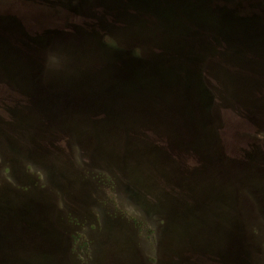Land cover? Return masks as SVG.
Returning a JSON list of instances; mask_svg holds the SVG:
<instances>
[{"label": "rangeland", "instance_id": "374dc122", "mask_svg": "<svg viewBox=\"0 0 264 264\" xmlns=\"http://www.w3.org/2000/svg\"><path fill=\"white\" fill-rule=\"evenodd\" d=\"M5 1L0 264H264V0ZM40 2L65 24L25 28ZM125 61L188 96L122 109Z\"/></svg>", "mask_w": 264, "mask_h": 264}, {"label": "water", "instance_id": "95a60500", "mask_svg": "<svg viewBox=\"0 0 264 264\" xmlns=\"http://www.w3.org/2000/svg\"><path fill=\"white\" fill-rule=\"evenodd\" d=\"M170 0H127L126 3L130 5L135 11L136 15L141 16L143 14L151 15H163L168 16L170 7ZM177 1V0H174ZM165 2V3H164ZM184 9L192 7L187 2H194V0H179ZM162 3L165 6L161 7ZM168 4V5H167ZM125 4L124 1L119 0V19L125 18ZM176 65L169 62L167 71H164L160 66L144 65L142 63L125 61L123 63V71L119 73V81H121V87L119 88L120 95L124 94L125 97L122 109H126L131 105H138L141 100L148 96H159L166 99L167 97L175 99L176 102L188 96L185 89L177 81V77L173 76L174 68ZM176 69L178 66L175 67ZM126 69V70H125ZM124 71L126 74H124ZM173 76V77H171ZM176 80V81H174ZM177 82V83H176ZM186 95V96H185ZM121 103V102H120ZM133 117L138 118L134 115Z\"/></svg>", "mask_w": 264, "mask_h": 264}, {"label": "flooded vegetation", "instance_id": "af4514ba", "mask_svg": "<svg viewBox=\"0 0 264 264\" xmlns=\"http://www.w3.org/2000/svg\"><path fill=\"white\" fill-rule=\"evenodd\" d=\"M87 2V0H86ZM89 2V0H88ZM46 5H52L54 7H58V4H54L51 2H45ZM68 5H72V2H68ZM4 5H9L6 3L5 0H0V9H2L4 7ZM11 6V5H10ZM33 9L29 10L28 13H25L24 16L22 15L21 21L23 23V25L25 26V28H28L30 30H34L35 32H42L44 30L45 26H59L62 25L63 23L65 24V22L68 20L65 16V14H57V11H52V10H47L44 11V9H42V3H36L35 6H32ZM57 8H55L56 10ZM52 11V12H51ZM51 12V13H50ZM108 16V15H105ZM6 19H9V17H6ZM0 22H2V24H0V32L4 33L5 37H8L9 34H12L14 32L13 29V25L11 23H6L7 20L5 19H0ZM55 29V28H54ZM40 36V35H37Z\"/></svg>", "mask_w": 264, "mask_h": 264}, {"label": "trees", "instance_id": "16d2710c", "mask_svg": "<svg viewBox=\"0 0 264 264\" xmlns=\"http://www.w3.org/2000/svg\"><path fill=\"white\" fill-rule=\"evenodd\" d=\"M128 4V3H127ZM135 51L136 52H139V50L138 49H135ZM157 107V106H156ZM159 107V106H158ZM143 134H147V135H149L150 137H151V139H153V140H155L157 143H159V144H161V143H163L164 142V138H162L160 135H156V136H154V134L152 133V131H151V129H146V130H144L143 131ZM257 136L258 137H262L261 136V134H257ZM264 136V135H263ZM238 136H236V138H237ZM253 138H254V136H253ZM240 139V138H239ZM241 140H242V138H241ZM250 151H252V149H250L248 152H246V153H244V154H246V157H250V156H252V153L250 152ZM243 153V152H242ZM189 154V158H193V155L191 154V152H189L188 153ZM172 156H173V154H172Z\"/></svg>", "mask_w": 264, "mask_h": 264}]
</instances>
